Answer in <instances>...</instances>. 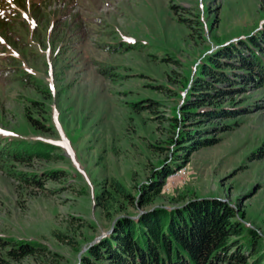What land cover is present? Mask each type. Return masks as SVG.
<instances>
[{
  "label": "rangeland",
  "instance_id": "1",
  "mask_svg": "<svg viewBox=\"0 0 264 264\" xmlns=\"http://www.w3.org/2000/svg\"><path fill=\"white\" fill-rule=\"evenodd\" d=\"M263 21L264 0H0V67H8L0 137L48 151L0 165V238L45 247L13 258L0 244V264H78L118 215L202 197L225 200L264 238V156L254 154L264 140V88L217 100L246 112L190 120L217 142L191 152L143 207L109 185L134 195L170 161V117L180 116L200 62ZM141 98L157 101L162 116L133 110L129 102ZM221 124L232 128L213 134ZM20 170L59 174L35 187L12 176Z\"/></svg>",
  "mask_w": 264,
  "mask_h": 264
},
{
  "label": "trees",
  "instance_id": "2",
  "mask_svg": "<svg viewBox=\"0 0 264 264\" xmlns=\"http://www.w3.org/2000/svg\"><path fill=\"white\" fill-rule=\"evenodd\" d=\"M122 48L130 49V42L122 44ZM97 71L108 76L106 68ZM7 73L8 67H0V79L6 80ZM247 87L264 88V21L234 42H221L204 56L182 99L180 116L170 117L171 130L177 131L170 136V142L175 144L170 161L155 166L147 180L136 185L134 195L111 179L113 194L132 206L146 205L159 193L163 180L180 169L191 152L217 142L215 136L201 135L207 130L204 127H189V121L199 117L231 118L246 112L248 105L239 109L233 103L221 106L217 100L242 93ZM155 104L157 101L150 98L129 102L133 110L147 109L160 118L162 115L152 109ZM230 128V124H221L211 126L210 130L214 134ZM35 145L26 148L12 139L2 142L0 137V165L7 160H28L30 156L47 158V149ZM255 151V156H264V140ZM11 172L17 180L35 187H42L46 179L59 174L55 170L43 174ZM240 216L228 202L215 197L194 198L176 206L141 208L133 216L118 215L109 232L87 246L78 264H264V238L245 225ZM4 243L9 246L6 253L13 258L35 248L45 249L36 242L8 237L0 238V244Z\"/></svg>",
  "mask_w": 264,
  "mask_h": 264
},
{
  "label": "water",
  "instance_id": "3",
  "mask_svg": "<svg viewBox=\"0 0 264 264\" xmlns=\"http://www.w3.org/2000/svg\"><path fill=\"white\" fill-rule=\"evenodd\" d=\"M109 232V231H108ZM99 238V237H98Z\"/></svg>",
  "mask_w": 264,
  "mask_h": 264
}]
</instances>
